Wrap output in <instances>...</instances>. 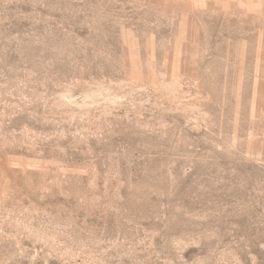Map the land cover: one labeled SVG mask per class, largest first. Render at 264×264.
<instances>
[{
	"label": "rangeland",
	"instance_id": "rangeland-1",
	"mask_svg": "<svg viewBox=\"0 0 264 264\" xmlns=\"http://www.w3.org/2000/svg\"><path fill=\"white\" fill-rule=\"evenodd\" d=\"M0 264H264V0H0Z\"/></svg>",
	"mask_w": 264,
	"mask_h": 264
}]
</instances>
